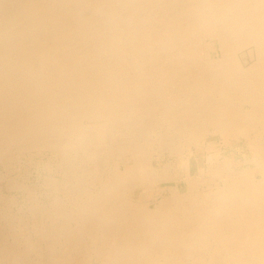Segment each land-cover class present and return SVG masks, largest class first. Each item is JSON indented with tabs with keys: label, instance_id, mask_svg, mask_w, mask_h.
I'll return each instance as SVG.
<instances>
[{
	"label": "bare ground",
	"instance_id": "1",
	"mask_svg": "<svg viewBox=\"0 0 264 264\" xmlns=\"http://www.w3.org/2000/svg\"><path fill=\"white\" fill-rule=\"evenodd\" d=\"M0 264H264V0H0Z\"/></svg>",
	"mask_w": 264,
	"mask_h": 264
},
{
	"label": "rangeland",
	"instance_id": "2",
	"mask_svg": "<svg viewBox=\"0 0 264 264\" xmlns=\"http://www.w3.org/2000/svg\"><path fill=\"white\" fill-rule=\"evenodd\" d=\"M238 146L239 145L235 144L229 137H221L217 134L198 139L197 145L188 149L189 154H191L193 163L190 168V174L196 173L198 171L197 166L198 163H200L202 165H205V173L206 175H208L209 169L215 164H222V159L224 157L233 159L231 154L237 151ZM236 157L240 158V154L238 153ZM13 162L12 173L10 176L14 179L17 178V180L21 183H29L32 188H35L38 194L43 195V199L45 201H48L49 195L47 192L49 190H47L46 187L41 186V177H39V171H43V169L41 168H43L45 164H48L47 158L41 157V155L37 154L36 151H32V153H24V155H22L20 158L15 159ZM56 163L57 161L55 159H52L51 167H56ZM42 174H45V171L42 172ZM9 193L17 195V202L19 204H29L28 200L26 202L27 194H25L23 191L19 189H12V191H10ZM148 195H150V193ZM151 206L154 207L155 204L152 202Z\"/></svg>",
	"mask_w": 264,
	"mask_h": 264
}]
</instances>
